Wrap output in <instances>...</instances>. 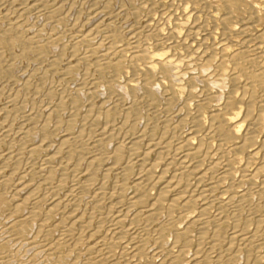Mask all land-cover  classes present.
Instances as JSON below:
<instances>
[{
    "label": "bare ground",
    "instance_id": "1",
    "mask_svg": "<svg viewBox=\"0 0 264 264\" xmlns=\"http://www.w3.org/2000/svg\"><path fill=\"white\" fill-rule=\"evenodd\" d=\"M152 1L154 2L155 0ZM174 1L179 3L176 8L177 11L175 13L173 11V19L178 21L177 26L174 24L176 28H170L169 32H167L168 34L163 35L160 30L161 27L160 29L150 27L149 23L147 36L141 38V36H135L134 34L133 37L132 35V39L135 41L133 47L117 45L118 42L116 40L119 38V35L116 33L112 34L109 31L110 29L107 27L104 28V24H98L102 20L97 21V24L91 21L92 27L86 28L84 25L80 26L78 30V35L80 36L77 40L79 43H85L88 40H93L98 37L104 39L102 45L99 47L90 50L87 48L86 54L88 57L96 59L93 63L94 67H96V75L93 82L101 83L104 80L102 75L105 71L109 72L110 76L112 75L110 81L102 83L105 85L106 91L109 94L108 100L102 103L99 102L95 108L98 112L99 110L102 111L99 114V119H96L97 121L101 120L103 122V127H101L102 129L100 131L103 137L102 139L116 144L114 153L108 157L112 163L104 169L102 186L98 190L93 191L92 195L96 205L93 206L91 211L89 210L90 212L87 210L88 212L85 211L84 214L79 211L83 205V194L89 190V187L94 182L96 168L106 159L104 155L106 152H102L103 150L101 148L103 147L101 145L100 148L99 142L93 144L92 149L94 150L90 157L91 165L88 169V177L87 179L85 178L86 181L81 184L80 189L76 187L77 189L75 188V190H72L63 198H57L59 195L56 192L61 191L60 188L66 183L67 179L62 177L60 183L54 184L52 179H54L57 168L54 167L55 165L50 166L52 169L51 174L45 176L43 180L50 187L52 186L51 191L58 196L51 205L50 210L46 213L39 211L40 205L45 202L44 199L38 197V191L40 189L34 190L21 201L18 196V193L21 191V186H18L15 189L16 191L13 192L9 187L11 185L10 178L3 179V172L0 170V183L4 181L5 185L8 186L2 188L1 185L4 184H0V201L14 206L13 214H16L24 207L31 209L28 216L20 221L19 228H21V231L19 229V232L26 231L37 219H41L42 217V227H44L51 215L60 217V227L62 229L61 240L55 243H49L39 235L36 236L27 244L25 249L27 250V254L24 252L26 256L23 258L16 255L18 251L13 253L12 249L16 248L15 246H18V244L16 242L17 239L9 237V232L7 235L9 238L7 236H5L6 239L0 238L8 246L7 252L2 253L4 255L1 258L3 260L2 262H7L8 264H58L52 258L54 255L52 252L56 248L63 244L71 243L74 249L78 244L89 243L91 251L98 250L107 259L113 257L117 253L116 249L120 248V258H128L126 264H235L239 253L245 254L246 260L243 264H264L260 262L261 253L264 250V16L261 14L260 6L252 4L250 6L247 23L243 20L246 25L243 24L244 27L239 34L246 31L245 26L247 25H263L262 31L254 38L255 40L252 39L255 41L253 45H250L251 42L249 43L247 40L234 43L231 40L234 30L232 31L229 28V23L232 20H236L239 13L243 11L246 13L244 9L245 0ZM4 13L0 10V20L8 17V14L6 15ZM31 21H27L23 25L6 28V30L0 27V44L9 49L13 59L12 62L9 63L8 61L6 64L4 61L5 58L2 59L0 55V79H6L7 83L8 81L10 83L15 81L16 73L21 68L28 74L29 70L32 71L39 64L38 62L41 58H52L51 56L55 49L56 34L46 32L48 31L47 29L44 31L42 29L44 27L41 28L38 25V27L36 25L34 27ZM187 21H191L192 24L185 28L183 23ZM158 23L155 24L158 25ZM166 23L163 29H165ZM183 27L186 32L183 34L182 39L178 41L179 37L182 36L181 31H183ZM216 29L221 32V36L218 39H216L217 37L212 38L213 31H216ZM245 33L244 35H246ZM213 35H217V31ZM155 39L159 42L156 47H160L161 49L149 51L147 48L148 42ZM120 42L122 41L120 40ZM87 62L85 61V63ZM125 73L130 74V76L125 77L126 81H122L123 86L121 88L119 87V89L116 84L122 78V75L125 76ZM139 86H142V88L148 91V94L142 100H139L136 97L137 94H135L136 88ZM155 87L159 88V90L162 89L161 91L164 93V100L166 101L164 104L166 103V106L163 109H166V112L176 110L178 115H182L177 131L180 129L179 127H184V124H187L189 121L190 126L186 134L182 132L185 138L183 140L180 138L179 141L181 142H176V145H172L163 140L150 139L145 152L140 154L138 150L140 148L138 147V139L136 136L133 137L134 134L126 135L122 140L117 141L114 134L116 129L114 121L110 117L113 116L111 115L113 112L118 111L120 106L123 105V99L126 98L127 92L130 91V95L127 96L129 98L132 97V100H130V105L124 108L123 112L127 119L131 115L137 118L139 116V109L143 103H146L154 96ZM89 91L90 99L97 94L94 88L89 89ZM64 99H62L60 104L62 107L66 103H69V101L77 107L80 100L77 96L71 99ZM219 99H223L222 104H217L218 102L213 104L215 102L214 100L219 101ZM12 101H10V104H12ZM179 103L181 104L179 105ZM6 105L5 107L7 108L4 105H2L4 108H1L2 106L0 105V117L4 112L6 114L10 113L7 112L10 109ZM90 108L88 110V113L90 112L89 115L93 110V107ZM204 110L209 111L208 124H205L203 121L204 118H202V112ZM13 122L15 121L13 120ZM1 123L3 122L1 121ZM1 123L0 143L3 141L2 137L5 133L3 129L4 124L2 125ZM6 131L11 132L8 129ZM53 131L55 132V130ZM43 132L44 140L35 149L45 152L48 150L49 145H51L50 143H52L50 133L52 134L53 132L47 126L44 127ZM182 133L181 135H183ZM6 135L7 133H5ZM139 137H145L144 133ZM235 137H239L240 142H235ZM61 139L58 150L56 149L54 153L52 151L53 154L48 153V165L53 164L58 154L66 149L68 151L71 150L70 152L73 150L77 152V148H80V151H78L80 154L85 152V150H89L85 147V137L82 135L78 134V136L70 137L68 134ZM214 142L217 144L216 147L214 146ZM153 149L157 150V158L154 162L149 160V153ZM125 150L129 152L128 161L126 166L121 168L118 166V163L122 159ZM241 157L247 163L240 170L242 171L241 181H235V177H233V166L235 162L240 161ZM69 160L71 161L72 159L70 158ZM70 161L62 164L60 162L59 164L61 165H58V168L61 171H65L62 169L66 168ZM253 162H257L258 165L255 171L251 172L250 169V171L248 170V166ZM132 163L138 164L140 173L133 179L131 186H128L124 181L126 178H123L121 181L120 179L116 181L115 187L113 186V191H106V182L115 175L114 173L119 172L121 176L127 177L125 175L131 171L130 168L134 165ZM220 167L222 169L221 173H219ZM32 171L33 169L31 168V173H28V175L33 174L34 172ZM256 178H261V181L258 183V181H255ZM223 181L228 183L225 191L230 192L232 195L228 198L226 194L228 199H224L216 194L220 182ZM204 183H209V187L205 188ZM241 184L248 185L246 187L247 189L239 190V187L242 186ZM128 189L131 190V193L128 197V204L126 203L127 205L124 204V206L121 198L126 194L125 191ZM151 189L157 190V194L155 193L156 196L152 199H150ZM42 190L44 191L43 188ZM115 198L119 202L111 204V201ZM236 199H238L237 203L235 202L237 205L233 203ZM104 201H107V205H110L108 206L110 212L108 210L107 212L108 215L110 213L112 214L109 216L110 219H108L111 220L112 226L107 229L105 236L93 242L86 237L85 230L91 229L93 233H98L99 226L101 225L94 226L92 219H94V214L100 210L101 203H104ZM214 203L217 204L218 211L214 219L211 220L207 213H209V208ZM232 203L234 207L232 208V212L229 211V219L233 226V237L228 242L229 246L226 245L227 249H223L222 251L219 248L221 251L219 250V252L217 250L218 253L215 255L214 253L217 247H220L219 240L221 237L219 224H216V222L221 221L223 213H225L224 210L229 208ZM134 208L137 210L133 212ZM187 213H194L192 218L189 217L190 220L188 223L186 222L187 220H184L186 219L185 216L187 217ZM244 213H246L247 226H249L248 224H250L254 215L256 217V214L260 213L261 216V219L254 221L255 227L249 233L247 232V227L240 228L238 224V221ZM183 216L184 218H182ZM177 217L179 220L182 218L187 225H183L184 227L178 226L179 224H176ZM142 219L146 223L144 227L140 225ZM156 221L159 222L158 228H155L156 230H153V228V231H151L150 227ZM210 224L213 226V236L211 235V240L207 241L206 236ZM78 226L80 227L79 229ZM192 229L197 231L195 244L197 243V246L200 247L201 245H205L206 247L204 254H201L202 251L200 253V248L194 253L192 252L193 254L190 256L186 254V249L190 247L189 232H192ZM167 231L173 234L174 241L170 242L173 243V246L178 247L177 251L170 249L172 247L165 249V243L167 241L165 242L164 234ZM191 234L194 235L193 232ZM92 236L94 235L91 234ZM91 237L89 236V238ZM152 244L155 245L154 248H151L150 245ZM37 246H40V251L35 249ZM118 259L114 261L116 264H120ZM241 260L244 259L242 258ZM77 262L81 264H93L89 259L85 262L82 255L75 259V264ZM239 264H241L240 261Z\"/></svg>",
    "mask_w": 264,
    "mask_h": 264
},
{
    "label": "rangeland",
    "instance_id": "2",
    "mask_svg": "<svg viewBox=\"0 0 264 264\" xmlns=\"http://www.w3.org/2000/svg\"><path fill=\"white\" fill-rule=\"evenodd\" d=\"M179 1H181V0H179ZM178 4L179 3H177V1H174V0H155L154 2L152 0H43V1L42 0H0V8H1L0 10L3 13L6 12L4 14H6V15L8 14L7 18H3L2 20H0V27H2V29L6 30V28L8 29V28L14 27L16 25H23L27 21L32 20L31 22L34 24V27H35V25L36 26L38 25L41 28L44 27V28H42L44 31H46V29H47L48 31H46V32L53 33L54 35L56 34L55 35V49L53 50V54L51 56L52 58H48V59L41 58L40 61H42V60L43 61L41 63L39 61L38 62L39 64H37V66H35V68L32 69V71L29 70L28 74H27V72H25L21 68L22 70L20 69L17 71L18 73H16V79L14 82L13 81L11 82L12 84L9 81L7 83L6 79H4V80L0 79V91H1L0 92L1 93L0 94V105L1 106L4 105V107H5V105L7 104L6 106H8V108L10 109L9 111H7V112H10L9 114L8 113L6 114L4 112L0 117V123H1V121L3 122L1 124L2 125L4 124L3 129H4V132L7 133L6 136L4 133V135L2 137L3 141L0 143V170H2V172H3V175H2L3 179H5V178L9 179L10 178L9 180L11 182L10 183L11 185L9 187L12 189L13 192L16 191L15 189L18 186L19 187L21 186V191L18 193V196H19L21 201H23L24 198H26L34 190L40 189L39 191H41V192L38 191V195H39L38 197L44 199L45 202L40 205L39 211L46 213L48 210H50L51 205L54 203V201L58 195L59 196L57 198H63L64 196L68 195V193H70L72 190H75L76 187H78V189H80L81 184H83L88 177L87 173H88V169L91 165L90 157L92 156V151L94 150V149H92L93 144L99 142L100 148H101V145L103 147V148H101L103 150L102 152L103 153L106 152L104 154L106 156V159L104 160V162H101L99 167L96 168V170H95V177L96 178H95L94 182L91 184V186L89 187V190L83 194V205L81 206L79 211H80V213L84 214L85 211H87V210L91 211L93 209V206L96 205L95 200L93 199V195H92L93 191L98 190L102 186V183L104 181V178H103L104 177V169L107 165L112 163L108 159V157L114 153V150L116 148V144L114 142H107L104 139H102L103 137L101 136L100 131L102 129L101 127H103V124H102L103 122H101V120L97 121L100 117L99 114L102 113V111L99 110V112H98V110L95 109L97 107V105L99 104V102L102 103V102L108 100L109 94L106 91L105 85L102 83L105 81L106 82L110 81L112 75L110 76V73L105 71V73L102 75L103 76L102 78L104 80L102 79L103 81L101 83L100 82H93L94 81L93 79H95L94 77L96 75L95 74L96 73L95 72L96 67H94L93 63L95 62L96 59L93 57H88L86 54L88 49L90 50V49L97 48L100 45H102L104 39L102 37L101 38L98 37V38H94L93 40H88L85 43L84 42L79 43L77 40L79 39V36H80V35H78V30L80 29V26L84 25V26H86V28H88L90 26L92 27V22H94V24H97V21L99 22L102 20L98 24H101V23L104 24V28L107 27L108 29H110L109 31L112 32V34L116 33L119 35V38H117V40H116L118 42L117 45L122 46V47L124 45H125L124 47H126V46L127 47H133L135 44V41L132 39V35L134 37V34H135V36H139V37L141 36V38L144 36H147L148 32H149V29H148L149 23H150V27H156L159 29L161 27L160 30H161L163 35H167L168 34L167 32H169L170 28L173 29L175 27V25L177 26L178 21H175L173 19V14L177 11L176 8H177ZM252 4L259 5L260 9H261L260 10L261 14H262V16H264V11H263L264 10V0H261V1L260 0H245L244 9H245L246 13H244V11L242 13H239L238 18L236 20H232L229 23V28L232 31L234 30L232 32L233 34L231 36V40L234 41V43H238L242 40H244V41L247 40V42H249V43L251 42L250 45H253L255 42L254 38H256L257 35L262 31L261 29L263 28L262 27L263 25H260V24L253 25V26L247 25V26H245L246 31H244V32H246L245 33L246 35H244V32L240 33L241 35L239 34L241 29H243V27H244V25H243V24H245L244 22L247 23V20L249 17L248 14L250 11V6ZM172 5H174V6H172ZM15 9H16V11H15ZM22 10H23V12H22ZM173 11H174V13H173ZM171 14H172V16H171ZM168 17H170V18H168ZM4 19H6V20H4ZM103 19H105V20H103ZM166 19H168V20H166ZM243 20H244V22H243ZM150 21H153V22H150ZM164 21H166L167 23ZM188 22H189V24H187ZM36 23H38V24H36ZM155 23L156 24L158 23V25H156ZM165 23H166V25L164 27L165 29H163V26ZM190 24H192L191 21H187V22L183 23L185 28L189 27ZM160 25H162V26H160ZM41 28H39V29H41ZM182 30L184 31V33L180 29L182 36H180L179 39L177 38L178 41H180V39H182L183 34H185V32H186L184 27ZM216 31H217V35H213V34H216ZM216 31L215 30L213 31L212 38L217 37L216 39H218L221 36V32H220V30H217V29H216ZM165 32H166V34H165ZM120 33L122 34V36ZM243 35L245 36V38ZM252 39H254V40H252ZM120 40L122 42H120ZM157 44H159V42L156 39L150 40L148 42V45H147L148 50L149 51H154L155 49L160 50L161 49L160 47H156ZM2 49H4V50H2ZM0 55L2 56V59L5 58L4 61L6 62V64L8 63V61L10 63L13 60L9 49L7 47L1 45V44H0ZM86 57H87V59L88 58H90V59L85 60ZM85 61L86 62L89 61V62H87L88 64L85 63ZM53 64H54V66H53ZM55 64H56V66H55ZM30 71H31V73H30ZM23 74H25L24 77H23ZM31 74H33V75H31ZM88 75H90V76H88ZM127 76L129 77L130 74L125 73V76L122 75V78H120L118 80V82L116 84V86L118 88L119 87L121 88L123 86L122 81H126L125 77H127ZM27 79H29L30 81ZM24 84H26V85H24ZM37 87H39V88H37ZM91 88H94L95 93H97V94L93 98L90 99L91 96H90L89 89H91ZM158 90H159V88H157V87L154 88V96H152L150 98V100H148L146 103L145 102L143 103V105L139 109V114H138L139 116L137 118H135L134 115H131L127 119L124 115V112H123L124 108L125 107L127 108L130 105V100H132V97H130V98L128 97L130 95V91L127 92L128 96L126 95V98L123 99V105L120 106L118 111L113 112L111 114L113 116L110 117V118H112L111 120L114 121V126L116 128L114 131V134H115V138L117 139V141L122 140L123 137H126V135L134 134L133 137L136 136L138 139L137 140L138 147H140V148H138V150H139L140 154L145 152V150L148 146V143H149L148 141L150 139L163 140L167 143H171L172 145H176V142L177 143L181 142V141H179L180 138H181V140H183L185 138L184 134L187 133V130L190 126L189 125L190 121H189V122H187V124H184V127H179L180 129H178V131H177V127H178L179 122L182 119V115L181 114L178 115L176 110H172L173 112L172 111L166 112V109H163L164 106H166V103L164 104V102H166L164 100V98H165L164 93L161 91L162 89L159 91ZM135 94H137L136 97H138L139 100L140 99L142 100L148 94V91L146 89L142 88V86H139L136 88ZM75 96L80 98L79 103L77 104V107L72 105V103H70V101L68 100V99H71L72 97H75ZM66 98H68L67 100L69 101V103H66V105L64 107L60 106L62 99L66 100ZM11 100H13L12 104H10ZM214 101L215 102H213V104H215L216 102H218L217 104L223 103V99H219V101L218 100H214ZM180 104L181 103H179V105ZM19 106H20V108H19ZM91 106L93 107V110H92L91 114L89 115L90 112L88 113V110ZM4 107L2 106L1 108H4ZM33 107H35V108H33ZM5 108H7V107H5ZM12 109H13V111H12ZM94 109H95V111H94ZM13 112L16 114H14ZM202 113H203L202 118H204L203 119L204 123L208 124L209 123V111L204 110ZM72 116H74V117H72ZM49 117H51V118H49ZM13 120L15 122H13ZM93 121H95V122H93ZM12 123H14V124H12ZM46 124H48V125H46ZM84 124H85V126H84ZM45 126H47L51 132H53L52 134L50 133V136H52L51 142L53 144L50 143L51 145H49V147H48L49 151L48 150H46L45 152L37 151L35 149V147L37 145H39L44 140L43 139V136H44L43 129ZM55 126L57 127V129ZM6 127L11 132L6 131L7 130ZM26 130H28L30 132H28V131L26 132ZM53 130H55V132ZM79 131H81V132H79ZM173 131H174V133H173ZM143 133H144L145 137L140 138L139 136L143 135ZM181 133L183 135H181ZM68 134L70 135V137L71 136L75 137L76 135L78 136V134L84 136L85 137L84 141L86 142L85 147H86V149H89V150H85V152H82L80 154V152H78V151H80V148H77L78 149L77 152L75 150L70 152L71 150L68 151L66 149L67 152H66V150L60 152L61 153V154L59 153L60 156L58 154V157L56 160L53 161V164L48 165L47 164L48 153L50 154V153H52V151L54 153L56 151V149L58 150V146L60 145V142L62 140L61 138L68 135ZM235 135L238 136L237 134H235ZM54 138H55V140H54ZM59 138H60V141H59ZM235 138H236L235 142H240L239 137H235ZM11 141H13V142H11ZM22 141H24V142H22ZM21 143H23V144H21ZM87 144L89 146L88 148H87ZM214 146L215 147L217 146L216 142H214ZM53 148H55V149H53ZM68 154L71 156L69 157ZM73 154H75V155H73ZM156 154H157V150L153 149L149 153V157H150L149 160L154 162L157 158ZM128 156H129V152L127 150H125L122 159L118 163L119 167L123 168L126 166V163L128 161ZM8 158H10V159H8ZM70 158L72 159L71 161L69 160ZM67 160L70 161V163L68 164V166H66V168L62 169L65 171H61L58 167L62 163H67L68 162ZM55 162L57 163V165ZM60 162H61V164H59ZM76 162L79 164H77ZM246 163L247 162H246V160L244 161L243 157L240 158V161L238 160L237 162L234 163V166H233L234 167L233 168V175L234 176L233 177H235L234 178L235 181H241L240 179L242 177L241 176L242 171H240V170H242L243 167L246 166ZM132 164H134V163H132ZM250 164L248 166V170L250 169L251 172H254L255 168L257 167L258 164H257V162H253ZM204 165H206V164H204ZM50 166H54L55 168H57L56 173L54 175V179H52L54 184L60 183L62 177L67 179L66 183L60 188L61 191L59 190L56 192V194L58 193L57 196L55 195L54 192L51 191L52 186L50 187V185L46 184L43 180V178L45 176H49L51 174L52 169ZM5 167H6V169H5ZM7 167H9V168H7ZM31 168L33 169L32 172H34L35 174L33 173L31 175H28V173H31ZM130 169H131V171H129L125 175L127 177L121 176V174L119 172L114 173L115 175H113L109 179V181L107 180L108 182H106V185H105L106 191H108V192H111V190L113 191V186L115 185L116 181H119V179L121 181V180H123V178H126V180H124L125 183H127L128 186L129 185L131 186L133 179L138 175V173H140L139 172L140 168L138 167V164H134L131 166ZM221 170L222 169L220 167V169H219L220 172L219 171L218 172L221 173ZM37 172L40 174L38 175ZM75 174H76V176H75ZM30 176H32L31 177L32 179L30 178ZM2 178H1V180H2ZM260 179L261 178H256L255 181H258V183H259V181H261ZM205 181H207V180H205ZM208 181H209V179H208ZM0 184H4V185H1L2 188L8 187L5 185L4 181H3V183H0ZM18 184H21V185H18ZM208 184L209 183H204V187L208 188L209 187ZM227 184L228 183L224 182V181L220 182L219 187H218L217 192H216V194L218 196H220L224 199H228L229 197L232 196L230 192L225 191L228 187ZM241 185L242 186L239 187V190H244V189H247L246 187H248V185H246V184L245 185L241 184ZM22 186H23V188H22ZM256 186H258V185H256ZM42 188L44 189V191L42 190ZM221 190H223V191H221ZM13 192H10V193H13ZM125 193H124L125 195L121 198L123 205L128 204V197L130 196L131 190L128 189L125 191ZM155 193L157 194L156 189L150 190V199H152L154 196H156ZM220 194H222V195H220ZM226 194H227L228 198H227ZM42 196H44L46 198H44ZM207 196H209V195H207ZM237 201H238V199H236L233 203L235 205H237L236 204ZM106 202L107 201H104V203L103 202L101 203V207L103 209L100 207V210H98V212H97L98 214L95 213L94 219H92L94 226H99V225L102 226V227L99 226L100 228L98 229V233H93L91 229H88L87 231L85 230L86 237L88 239L92 240L93 242L98 241L103 236H105L107 229H109L112 226L111 220H108V219H110L109 216L112 215L111 213L108 215V212H110L109 211L110 208L108 206H110V205H107ZM118 202H119V200L117 198H115V199H113V201H111V204H116ZM123 202H125V203H123ZM233 203L229 206V208L224 210L225 213H223V216H222L223 218H221V221L216 222V224L217 223L219 224L218 226H219V231H220L221 237L219 240V242H220L219 246L220 247H217V249L214 253L215 255L218 253L217 250L218 251L220 250L219 248H221L222 251H223V249L224 250L227 249V246H229L228 242L233 237V226L231 225L232 222H230L231 220L229 219V211L232 212V208L234 207ZM13 207L14 206L9 205V203H7V202L0 201V235L2 236V237L0 236V238L6 239L5 236H7L8 233L10 232L9 237H11L13 239H17L16 242H17L19 247L16 245L15 247L18 250L16 248H13L12 249L13 253H16L18 251L17 252L18 254L16 253V255H18L22 258L25 257L27 254L26 253L27 250H25L27 247V244H29L38 235L43 240H47L49 243H55L56 241L61 240L60 238L62 235V229L60 227V217L59 216L51 215V217H49V220H47L44 227H42V224H43V219H42L43 217H42L41 219H37L33 225H31L29 228L26 229V231L19 232V229L21 231V228H19L20 221L28 216L31 209H29L28 207H24L23 209H21L16 214H13ZM107 210H108V212H107ZM135 210H137V209L134 208L133 212ZM217 211H218V206H217V204L214 203L213 206H211L209 208V213H207V214H209V218L211 220L214 219V216L217 214ZM193 214L194 213H187V217L184 215L186 218L184 220L185 221L187 220L186 222L188 223V221L190 220L189 217L192 218L194 216ZM184 216L182 218H184ZM182 218L179 220L177 217L176 218V224L177 225L179 224L178 226L184 227L185 224L187 225V223L184 220H182ZM222 219H225V220H222ZM257 219H261L260 213H257L256 217L254 215L252 217L250 224H248L249 226H247L246 225V221H247L246 213H244V215L238 221L239 227L240 228H244V226L247 227V229H248L247 232L249 233V232L253 231V228L255 227L254 221ZM177 221H178V223H177ZM179 221H180V223H179ZM181 223H183V224H181ZM211 223H212V225H214L213 222H211ZM158 224H159L158 221H156L155 223H152L153 227L151 225L150 230L151 231L156 230L155 228H158ZM140 225H143L142 227H144L146 225L144 219H142L140 221ZM212 225L210 224L208 226V231H207L208 233L206 236L207 241H210L212 236H213V232H212L213 226ZM79 226H78V229L80 228ZM191 231L193 232V234L195 236L191 234L192 232H189L190 247H188L186 249V254L188 256H190L196 250H199V248H200V253L202 251L201 254H204L206 251L205 245H203V246L201 245L202 248L200 246H197V243L195 244L196 238H197V234H196L197 231H195V229H192ZM194 231H195V233H194ZM91 234H93L94 236L91 237ZM89 236L91 238H89ZM9 237L7 236V238H9ZM191 237H194V238H191ZM164 239H165V242L166 241L167 242L168 241L173 242L174 236L171 232L167 231L164 234ZM167 242L165 243V249H169L170 247H172L170 249H172L174 251L178 250V247L173 246L172 242H170V243L169 242L167 243ZM150 246H151V248L155 247L154 244H152ZM223 246H224V248H223ZM39 247L37 246L35 249H38L40 251ZM75 247L73 249V245L70 243V244H63L62 246L56 248L55 251L52 252L54 254L52 257L53 260L56 261L58 264H75V259L78 256L82 255L84 257L85 262H87V260L89 259L90 261H92L93 264H116L114 261H116L118 258H120V256H119V253L121 252L120 248L116 249L117 253L114 254L113 257H110L109 259H107V257L103 253H101L100 251H98V250L91 251L89 243L78 244ZM22 248H23V250H22ZM7 250H8V246L5 245V241L0 240V264H8L7 262H2L3 260H1L2 256H4L2 253L7 252ZM188 250H189V252H188ZM263 251H262V253H263ZM262 253H261L260 262L264 263V261H263L264 260V255H263L264 253L263 254ZM243 255H244V257H243ZM242 258L244 260H241ZM238 259H240V260H238ZM127 260H128V258H126V257H124V259L123 258L118 259L120 264H126ZM245 260H246L245 254L239 253L237 256L238 262L236 261L235 264H239V261L241 264H243L245 262ZM77 264H81V263L77 262Z\"/></svg>",
    "mask_w": 264,
    "mask_h": 264
}]
</instances>
